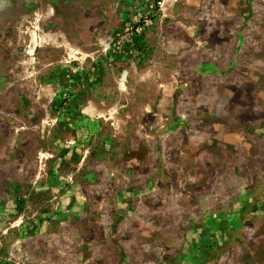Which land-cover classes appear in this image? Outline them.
Instances as JSON below:
<instances>
[{"label": "rangeland", "instance_id": "obj_1", "mask_svg": "<svg viewBox=\"0 0 264 264\" xmlns=\"http://www.w3.org/2000/svg\"><path fill=\"white\" fill-rule=\"evenodd\" d=\"M0 264H264V0H0Z\"/></svg>", "mask_w": 264, "mask_h": 264}]
</instances>
